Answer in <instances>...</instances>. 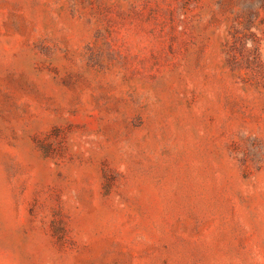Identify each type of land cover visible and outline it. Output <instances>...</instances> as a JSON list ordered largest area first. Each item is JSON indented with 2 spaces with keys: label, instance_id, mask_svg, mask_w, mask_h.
<instances>
[{
  "label": "rangeland",
  "instance_id": "374dc122",
  "mask_svg": "<svg viewBox=\"0 0 264 264\" xmlns=\"http://www.w3.org/2000/svg\"><path fill=\"white\" fill-rule=\"evenodd\" d=\"M0 264H264V0H0Z\"/></svg>",
  "mask_w": 264,
  "mask_h": 264
}]
</instances>
